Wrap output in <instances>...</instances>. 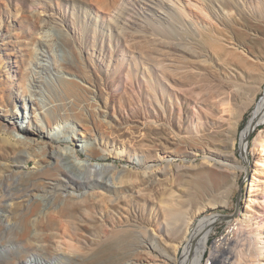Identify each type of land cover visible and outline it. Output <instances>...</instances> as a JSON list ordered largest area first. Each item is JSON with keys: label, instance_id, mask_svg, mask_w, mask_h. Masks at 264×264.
I'll list each match as a JSON object with an SVG mask.
<instances>
[{"label": "rangeland", "instance_id": "1", "mask_svg": "<svg viewBox=\"0 0 264 264\" xmlns=\"http://www.w3.org/2000/svg\"><path fill=\"white\" fill-rule=\"evenodd\" d=\"M223 1L0 0V80L12 99L7 108L0 106V122H8L9 114L17 113L23 117L17 125L25 130L35 127V122L45 126L41 112L54 106L61 108V114L78 112L82 122L64 120L70 126L65 133L74 129L76 138H88L97 145L104 159L92 163L109 168L115 183L109 190L101 176L82 192L67 191L65 195L73 192L71 204L82 208L73 217L62 218L63 223L56 212L65 202L54 208L55 213L44 206L31 215V242L37 248V253L27 252L31 261L65 264L73 253L89 256L99 237L103 239L94 228L104 224L105 210L111 220L109 230L135 224L158 234L166 222L164 193L181 200L213 187L202 167L203 152L233 153L234 165L244 168L236 179L211 191L214 196L228 192L230 198L228 206L204 215L216 216L209 246L244 213L259 159L254 144L264 132V125L256 127L244 152L240 151L242 131L264 97V0ZM172 29L175 33L168 34ZM219 32L226 37L221 40L225 48L221 58L199 49L202 36L219 37ZM9 63H16L19 70L14 66L7 72ZM70 80L83 90L78 97L61 91L62 82ZM24 89L29 92L23 93ZM148 89L166 90L169 96L163 100L151 90L148 96ZM234 116L240 117L237 130L232 127ZM0 140H6L2 132ZM7 145L17 149L13 140ZM70 145L60 143L58 148ZM27 152L29 165L14 155L0 160V176L14 168L19 178L35 172L38 160ZM164 167L167 177L146 182ZM175 170L183 176L180 186L174 185ZM123 180L128 183L122 184ZM43 188L39 182L38 190L30 194L39 195ZM263 191V185L254 191L261 208ZM11 194L9 190L0 201V264H14V258L25 253L19 217L28 198H10ZM117 196L124 201L109 207ZM85 202L94 206L89 209ZM185 205L189 207L188 202ZM49 218L55 220L57 230L44 226ZM256 227L246 225L245 230L252 232ZM136 254L135 264H164L149 249L137 248ZM209 258L207 249L200 264H211Z\"/></svg>", "mask_w": 264, "mask_h": 264}, {"label": "bare ground", "instance_id": "2", "mask_svg": "<svg viewBox=\"0 0 264 264\" xmlns=\"http://www.w3.org/2000/svg\"><path fill=\"white\" fill-rule=\"evenodd\" d=\"M225 1H223L224 4L226 3ZM167 33H175V30L172 29L171 32L167 30ZM219 35V37H212L211 35L202 36L199 49L209 54L214 53L217 57L221 58L223 56L222 53L225 52L221 40L225 35L220 32ZM235 36L237 39H240V32H236ZM14 66L16 67V63L15 65L9 63L5 68L8 72ZM16 68L19 70L18 67ZM28 74L30 75V73ZM23 77L22 79L25 80ZM26 77V83H28V76L26 75ZM61 85V91L66 96L78 97V94L82 90H80L78 84L73 80L63 81ZM150 90L163 100L169 96L166 90H162L161 92L155 89ZM150 90L148 89V96H151ZM27 92H29V89L23 90V93L27 94ZM11 100L8 89L5 87V81L0 80V106L7 108L10 106ZM238 116H234L232 126L234 130H237L240 123V117ZM21 117L19 114L13 113L9 114L8 122H0V132L6 137L5 141L0 140V160H10L11 155H14L13 158L24 160L25 164L29 165L30 160H27L24 156L29 151V156L33 157L34 161L38 160L39 167L35 172H30L21 178H19L17 173L14 175L15 168L12 172H3V176H0V184L4 188V191L0 192V201L7 195L9 190L12 191L10 198L20 195L28 198L27 203L24 205L23 213L19 217V223L22 226L20 243L25 253L14 258V264H39L31 261V257L27 255L29 251L37 253L36 246L31 242L32 227L28 223L29 217L33 214H39L44 206H48L55 213L54 208L58 204L65 202L64 207H61L60 211L56 212L60 222L63 223L62 218L73 217V214L82 208L80 204H71V200H73L71 194L73 192H68V195H65L67 191L75 190L82 192L85 186L96 185L95 183L99 182L98 177L100 178L101 176H104L101 182L109 190H112L113 186L115 187V183L114 180L111 182L110 173L112 172L109 168L100 163H92L94 160L104 159L97 145L94 146L90 143L88 138H76L77 134L73 129L74 127L71 133H65L64 128L67 126L70 128V126L67 123L64 124V120L82 122L78 112L61 114V108L54 106L52 109L41 112L45 126L35 122V127H28L25 130L17 125ZM252 123L256 127L264 125V97L258 104L254 116L249 120L247 127L242 131L241 144L249 135ZM80 126L83 129L82 125ZM11 140L14 141L17 149L7 145V141ZM60 143H68L75 147L70 145V148H68L69 146L66 149L58 148ZM244 148L245 145H242L241 149L244 150ZM254 151L259 154V159L255 165V176L250 185L249 199L244 213L231 221L227 228V234L211 246H209V239L214 232L213 226L216 222V216L204 215L212 209L228 206L230 198V193L228 192L218 193L214 196V192L212 195L211 191H216L220 184L223 185L227 180L232 181L236 179L239 175L238 170H244V168L234 165L236 161L233 153L203 152L204 154L206 153V157L202 167L205 170L206 176L212 179L213 187L211 190L202 189L193 198L186 199L181 196L180 198H184L181 200H176L174 197L169 198L165 193L162 195L161 201L167 205L163 211V214L166 216V222L158 230V234H156L155 230V232H150L139 229L138 225L135 224L113 226L109 230L107 224L110 217L107 213L108 211L105 210L104 224L94 228L99 235H103V239L101 236L99 237L98 246L92 250L89 256H76L72 252L73 257L71 259L68 258V262L65 264H120L125 261H128L129 264H135L137 260V248H146L152 251V253H156L157 259L164 264H200L201 259L206 256L207 249L210 250L209 261L211 264H263L264 225H261V222L264 221V208L258 205L261 202L258 201L254 191H258L262 185L264 186V182L260 181V175L261 177L264 175V132L260 133L256 139ZM1 170L0 166V172ZM168 174L167 168L158 169V171H154V175L149 177L146 182H154L161 177H167ZM17 179L19 180L16 181ZM173 179L174 185L180 186L183 176L175 170ZM39 182H43L44 184V188L39 190L41 191L40 194L35 196L30 194L31 191L38 190ZM126 183L128 182L122 181V184L126 185ZM197 189L199 188L197 187ZM262 195L264 198V191ZM122 200L124 201V199L117 196L114 200L111 199L108 206L117 207ZM185 202H188V208ZM116 203L118 204L116 205ZM89 206L85 202V207L89 209L94 204L93 206ZM54 221V219L49 218L44 226L48 229L57 230ZM1 222L2 217H0ZM246 225L247 227L251 225H256L257 227L252 232L247 233L245 230ZM37 235L39 236L41 233ZM160 238L165 244L162 245V243L158 242L157 239L160 240Z\"/></svg>", "mask_w": 264, "mask_h": 264}, {"label": "water", "instance_id": "3", "mask_svg": "<svg viewBox=\"0 0 264 264\" xmlns=\"http://www.w3.org/2000/svg\"><path fill=\"white\" fill-rule=\"evenodd\" d=\"M256 129V125L254 124V123H252L251 124V128H250V132H249V135L247 136V138L242 142V144H241V142H240V144H239V149H240V151H242L243 149H241L242 148V145H245V148H246V145H247V142L249 141V136H250V134L254 131ZM245 150V149H244ZM242 152H244V151H242Z\"/></svg>", "mask_w": 264, "mask_h": 264}]
</instances>
